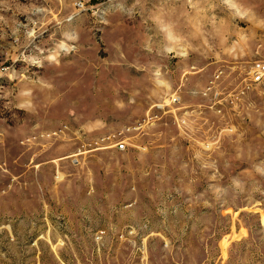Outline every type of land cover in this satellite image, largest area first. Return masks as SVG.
<instances>
[{
	"label": "rangeland",
	"instance_id": "rangeland-1",
	"mask_svg": "<svg viewBox=\"0 0 264 264\" xmlns=\"http://www.w3.org/2000/svg\"><path fill=\"white\" fill-rule=\"evenodd\" d=\"M257 63L264 0H0V264H264Z\"/></svg>",
	"mask_w": 264,
	"mask_h": 264
},
{
	"label": "built area",
	"instance_id": "built-area-1",
	"mask_svg": "<svg viewBox=\"0 0 264 264\" xmlns=\"http://www.w3.org/2000/svg\"><path fill=\"white\" fill-rule=\"evenodd\" d=\"M253 82H262L264 80V63H257L253 69ZM117 149H125L126 144L123 141H120L116 144Z\"/></svg>",
	"mask_w": 264,
	"mask_h": 264
}]
</instances>
